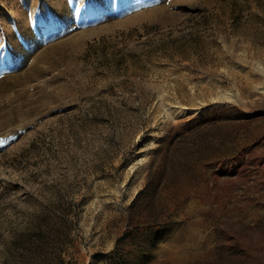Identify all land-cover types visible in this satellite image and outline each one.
<instances>
[{"label": "rangeland", "instance_id": "1", "mask_svg": "<svg viewBox=\"0 0 264 264\" xmlns=\"http://www.w3.org/2000/svg\"><path fill=\"white\" fill-rule=\"evenodd\" d=\"M0 264H264V0H0Z\"/></svg>", "mask_w": 264, "mask_h": 264}, {"label": "bare ground", "instance_id": "2", "mask_svg": "<svg viewBox=\"0 0 264 264\" xmlns=\"http://www.w3.org/2000/svg\"><path fill=\"white\" fill-rule=\"evenodd\" d=\"M254 166H255V165H254ZM244 169H245V168H244ZM241 171H242V169L239 170V172H241ZM240 176H241V175H240ZM243 176H244V175H243ZM244 177L246 178L247 176H244ZM242 178H243V177H242ZM245 178H244V179H245Z\"/></svg>", "mask_w": 264, "mask_h": 264}]
</instances>
